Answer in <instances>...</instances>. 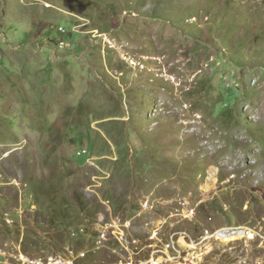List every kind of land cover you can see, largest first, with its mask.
<instances>
[{"label": "rangeland", "instance_id": "1", "mask_svg": "<svg viewBox=\"0 0 264 264\" xmlns=\"http://www.w3.org/2000/svg\"><path fill=\"white\" fill-rule=\"evenodd\" d=\"M164 220L264 264V0H0V264H114Z\"/></svg>", "mask_w": 264, "mask_h": 264}, {"label": "built area", "instance_id": "2", "mask_svg": "<svg viewBox=\"0 0 264 264\" xmlns=\"http://www.w3.org/2000/svg\"><path fill=\"white\" fill-rule=\"evenodd\" d=\"M61 31L66 32L63 28ZM62 44L64 45L65 42ZM87 152L85 147L80 154L85 156ZM170 225L173 223L168 220L144 221L138 228L130 223V226L123 224L124 229L121 227L118 228L119 230L113 229L112 233L115 234L123 251L119 253L124 258L114 264H207L205 261L207 258L205 251L209 249L206 246L207 240L210 239V242L230 238L234 240L241 235L248 239L255 237V232L247 227L225 226L216 230L207 229L199 235H194L173 226L166 232Z\"/></svg>", "mask_w": 264, "mask_h": 264}, {"label": "bare ground", "instance_id": "3", "mask_svg": "<svg viewBox=\"0 0 264 264\" xmlns=\"http://www.w3.org/2000/svg\"><path fill=\"white\" fill-rule=\"evenodd\" d=\"M209 180H212V181H214V184L212 185V183L211 184H208L205 188H207V190H209L210 188H212L214 185H215V183H217V181H218V179H217V170L215 169V170H213V171H210V179ZM242 236V235H241ZM237 238V237H236ZM231 240H233L232 238H230V239H226V241H231Z\"/></svg>", "mask_w": 264, "mask_h": 264}, {"label": "clouds", "instance_id": "4", "mask_svg": "<svg viewBox=\"0 0 264 264\" xmlns=\"http://www.w3.org/2000/svg\"><path fill=\"white\" fill-rule=\"evenodd\" d=\"M61 30V29H60ZM88 150V149H87ZM80 152V151H79ZM87 156V155H86ZM81 157H85V156H81Z\"/></svg>", "mask_w": 264, "mask_h": 264}]
</instances>
